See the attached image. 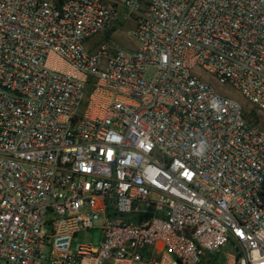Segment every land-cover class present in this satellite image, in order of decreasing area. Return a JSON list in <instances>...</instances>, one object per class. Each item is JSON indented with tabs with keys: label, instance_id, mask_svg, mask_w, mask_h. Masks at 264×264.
I'll return each mask as SVG.
<instances>
[{
	"label": "built area",
	"instance_id": "obj_1",
	"mask_svg": "<svg viewBox=\"0 0 264 264\" xmlns=\"http://www.w3.org/2000/svg\"><path fill=\"white\" fill-rule=\"evenodd\" d=\"M209 79L264 115V0H0V264H264V130Z\"/></svg>",
	"mask_w": 264,
	"mask_h": 264
},
{
	"label": "rangeland",
	"instance_id": "obj_2",
	"mask_svg": "<svg viewBox=\"0 0 264 264\" xmlns=\"http://www.w3.org/2000/svg\"><path fill=\"white\" fill-rule=\"evenodd\" d=\"M133 24H125L123 21H119L116 25L115 32L106 35L105 41L121 47L124 50L132 51L135 49L136 43L131 38V32L133 31ZM103 36H97L87 42V47L91 50H96L97 47L103 42ZM211 85L219 93L229 96L238 100L246 112V116L250 122L258 126L261 130H264V115L259 113L256 106L245 99L241 93L230 86L221 87L212 79H209ZM101 235L97 231H86L81 234L76 239V243H90L92 245H99L101 241ZM228 251V250H227Z\"/></svg>",
	"mask_w": 264,
	"mask_h": 264
}]
</instances>
